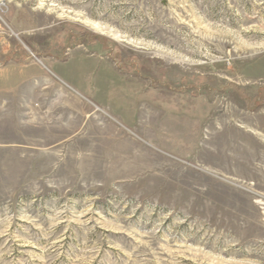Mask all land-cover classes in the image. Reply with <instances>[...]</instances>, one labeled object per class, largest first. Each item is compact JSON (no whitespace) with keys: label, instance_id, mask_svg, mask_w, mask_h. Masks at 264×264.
<instances>
[{"label":"rangeland","instance_id":"obj_1","mask_svg":"<svg viewBox=\"0 0 264 264\" xmlns=\"http://www.w3.org/2000/svg\"><path fill=\"white\" fill-rule=\"evenodd\" d=\"M0 264H264V0H0Z\"/></svg>","mask_w":264,"mask_h":264},{"label":"bare ground","instance_id":"obj_2","mask_svg":"<svg viewBox=\"0 0 264 264\" xmlns=\"http://www.w3.org/2000/svg\"><path fill=\"white\" fill-rule=\"evenodd\" d=\"M94 26H95V28H97L98 30H101V31L104 30V28H102L101 26H97V25H94Z\"/></svg>","mask_w":264,"mask_h":264}]
</instances>
